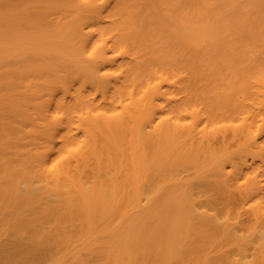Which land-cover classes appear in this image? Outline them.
<instances>
[{"label": "bare ground", "instance_id": "obj_1", "mask_svg": "<svg viewBox=\"0 0 264 264\" xmlns=\"http://www.w3.org/2000/svg\"><path fill=\"white\" fill-rule=\"evenodd\" d=\"M137 1L0 0V264H264V73L205 101Z\"/></svg>", "mask_w": 264, "mask_h": 264}, {"label": "rangeland", "instance_id": "obj_2", "mask_svg": "<svg viewBox=\"0 0 264 264\" xmlns=\"http://www.w3.org/2000/svg\"><path fill=\"white\" fill-rule=\"evenodd\" d=\"M163 1H144L145 7L149 4L152 6L150 9H147L149 6H147L146 9L142 8L144 10H142V14L139 16L141 18H145V16L148 17L145 18L147 19V22L144 21V27L147 26V29L145 28L146 30H148V28L150 30L149 25L152 24L151 30L154 28L155 30H153V32L155 31L157 34V32L160 31L159 28L162 27L160 26L162 24L161 22L165 23L164 21H167V27H170V25L175 24L174 22H177V20L180 19L177 17V15L182 14L181 10L184 9L182 11L183 13L184 11L185 13L190 12L188 13L189 15L194 12L196 17L193 16L194 13L192 14L193 19H190L188 16L189 18H186L188 23L185 21V25L182 24L183 26H181L180 29L183 32H180L185 34V31L190 32V30L194 29L195 27L196 29H198L197 27H200L202 29L199 30L204 29L206 31L207 29L210 34L211 38L208 40L210 42L208 45L206 44L205 47L202 46L204 48L201 49L197 43L201 40L200 37L203 36L202 33L200 32V34H198L192 30V35L190 33L188 34L189 36L187 35L188 37H191V39L187 38V41H189L188 39L192 40L189 41V43L194 45V43L198 41L195 43V45H197L200 50L198 49L197 51V47L195 45H191L193 48L196 47L194 49L191 47V49H193L192 51L196 50L195 58H193V56L192 60L195 59V70L202 72V79L199 81L200 88L198 89H200L199 92H201V97L205 101L213 102L216 100L217 96V99H219L221 97L220 94L224 93L223 89L231 81V83H234V87H237V84L239 83L237 79H242L241 81H245L248 76L257 77L258 73H264V0H181V5H179L178 0V4H175L178 6H176L174 11H168L165 9L166 6L164 7L165 4ZM146 2H148L147 5ZM161 2H163L164 5L161 4ZM140 3L142 7H144L142 1ZM181 17L183 16L181 15ZM146 23H148V25H146ZM153 24H155V27H153ZM157 25H159V28ZM162 25L164 26L165 24ZM177 27L179 26L176 25V28ZM171 29V31L169 29H164V34L160 31L159 35L163 34L162 37L165 38L164 42L169 44L170 48L177 50L179 46L184 44L183 42L185 41H181V35H179L181 33H178V35L175 37L173 36L170 38L171 41H166L169 39L168 36L170 35V32L174 31L173 27ZM195 33L198 34L196 41H194L192 37ZM160 38L161 37H159V40H161ZM161 41L160 43H162ZM166 44L164 43L165 47ZM161 46L158 47L161 48ZM183 48L184 47L180 48V51ZM164 49L167 50L169 48L167 46ZM184 50H182L183 53H181L182 51L178 52V54L181 53L180 55L176 54L178 63H181V61L185 58L183 56H185L187 53H191L188 50V52H185V54ZM182 54L184 55L182 56ZM191 55L192 54H190V56ZM235 81H237L236 84ZM242 86L244 85H241V87ZM235 94L233 93L231 96H236ZM213 103H217V100Z\"/></svg>", "mask_w": 264, "mask_h": 264}]
</instances>
